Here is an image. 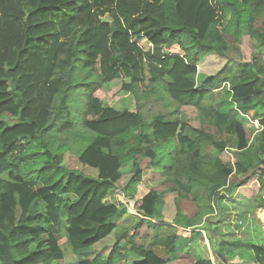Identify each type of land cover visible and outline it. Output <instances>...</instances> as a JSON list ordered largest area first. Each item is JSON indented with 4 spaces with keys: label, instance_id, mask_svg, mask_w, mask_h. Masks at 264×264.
I'll list each match as a JSON object with an SVG mask.
<instances>
[{
    "label": "trees",
    "instance_id": "1",
    "mask_svg": "<svg viewBox=\"0 0 264 264\" xmlns=\"http://www.w3.org/2000/svg\"><path fill=\"white\" fill-rule=\"evenodd\" d=\"M245 34L257 48L249 61L200 75L204 57L226 54L225 35L239 41ZM263 55L264 0H0V264H59L61 237L76 264H124L131 253V264H170L155 247L183 251L199 230L221 264L238 256L264 264L262 231L244 232L227 253L212 239L213 231L225 235L223 200L232 204L234 190L255 177L257 196L264 192ZM118 78L110 94L130 92L145 103L161 89L173 108L163 103L164 113L146 120L139 108L104 104L97 90ZM76 92L85 106L79 134L69 118ZM183 107L196 109L199 127L180 118ZM250 121L258 125L251 137ZM69 131L75 142L84 139L72 152L95 176L63 165L72 145L59 136ZM226 149L233 161L221 159ZM126 164L127 199L150 170L168 186L149 189L135 215L106 200ZM166 191L175 193L171 223L162 220ZM257 198L259 206L244 198L242 216L264 208ZM183 201L193 214L184 213ZM110 234L109 253H96L94 245Z\"/></svg>",
    "mask_w": 264,
    "mask_h": 264
},
{
    "label": "rangeland",
    "instance_id": "2",
    "mask_svg": "<svg viewBox=\"0 0 264 264\" xmlns=\"http://www.w3.org/2000/svg\"><path fill=\"white\" fill-rule=\"evenodd\" d=\"M224 22L220 20V27H222V23ZM227 51L226 54L223 56H219L216 54H212L209 56H206L203 58L198 64V71L200 75H210L215 74L218 70H220L223 65L226 63L229 67L232 69H235V67L242 62L249 61L254 53L257 52V48H255V42L248 37V35H242V38L239 41H236L230 35H225L224 37ZM139 45H141L145 50L151 49L152 46H150L149 43L138 40L137 41ZM262 60L264 61V55L262 57ZM261 63L264 65V62L261 61ZM80 76H77L79 78ZM96 78L93 79L92 82H95ZM122 80L114 79L112 81H106L105 83L101 84V88L97 90V95L101 97L104 104H107L115 109L122 110V109H128L131 111L141 110L142 114L145 116L146 120H150L154 115L156 114H163V103H166L168 105L167 110H171L173 106L169 102V98L165 91L159 90L158 92H155V95L152 96L147 102L145 103H137L135 99L132 97L130 92L126 91H119L116 92V94H110V91ZM123 82V81H122ZM83 89H80L78 91L79 93L83 94ZM76 96H73L70 103V113L69 118L72 119L74 122V126H76L75 131H78L77 134H79L82 131V118H84L85 115V106L84 102L79 104L80 99L78 96V93H75ZM138 106V107H137ZM182 111V117H184L187 122L190 125H193L194 127H199L200 123L198 121L197 111L192 107H183L181 109ZM6 120L8 122H12L13 120L10 119V117H6ZM255 124L256 121H250L247 125L249 136H252L251 129L256 128L251 124ZM65 128H62L61 131H63ZM60 131V132H61ZM253 131V130H252ZM59 132V133H60ZM72 131L60 134L59 139H62V141L66 142L69 145H72L70 147V150H64L62 153V163L67 167L68 169H74L77 171H81L86 175L95 176L96 175V169L91 168L89 166L83 165L78 161L75 154L72 151H77L83 144L84 139L80 138L78 139V142H75L73 139ZM58 133V134H59ZM53 148H56V144L53 145ZM42 149L37 147V153L35 156L38 159V156L42 153ZM221 159L223 161H232V155L231 151L229 149H226L222 155ZM145 162H143L144 165ZM129 164H126L123 167V175L120 178V180L116 184V190L114 193L107 197L106 200H118L120 203L126 206L127 211L130 214L136 213V206L139 203L140 198L149 190L154 189L157 191H164L167 189L168 186H165L162 182V178L159 177L157 173H155L154 170H150L147 172L146 177L144 178V182L139 184L137 187V193L135 197L132 200L127 199L124 194L122 193V188L126 184L128 178L131 175V171L129 170ZM258 183L256 181V178L253 177L246 186H242L239 189V192L242 193L239 196L240 197H246L247 202H253V206H259L258 202V196L261 195V197H264V192L261 194L258 193V196L256 194L258 190ZM175 196L174 192H165L164 194V204H163V210H162V220L166 223H171L174 215H175V208L173 203V198ZM226 205V212L228 213V216L225 217L223 221L220 222L221 230L225 234L224 237H244L243 232L248 233L251 236L255 237H262V231L264 233V210H258L257 211V218H250L251 216L245 214L244 219L239 218L237 211L232 210V208H229V202H226L224 206ZM182 208L184 213H187L188 215H191L194 213L195 207L187 202H182ZM234 211V212H233ZM216 219H220V216L218 214L213 215L212 220L215 221ZM259 228V229H258ZM142 232L146 231V228L143 227L141 229ZM180 233V231H178ZM207 231H204V234L201 232V235L199 237H203L202 241L200 243H197L195 248L197 250L206 251L205 253H201L203 256H206V253L208 255V250H210V246L207 249L206 242H207ZM218 233L213 231V237H218ZM205 237V238H204ZM115 238L113 234H110L108 237L104 238L103 241L96 243L94 245L95 252H99L101 254H108L112 244L114 242ZM65 238L61 237L59 239V244L61 248L64 251V259L59 262V264H76L77 263V256L71 253L68 250V246L65 244ZM209 244V242H207ZM210 245V244H209ZM155 251L159 256H162L163 258H167V255L164 253L163 249L158 247H155ZM200 253V252H199ZM215 253L210 257V259L213 260L215 264H218V261L215 258ZM235 264H239L242 262H245L244 264H250L246 263V261H242L238 258H233L231 261ZM130 261V258L126 261L127 263ZM193 261V258L190 257V255H187L185 257L181 256L180 259L174 261L175 264H191ZM125 264V263H124Z\"/></svg>",
    "mask_w": 264,
    "mask_h": 264
},
{
    "label": "crops",
    "instance_id": "3",
    "mask_svg": "<svg viewBox=\"0 0 264 264\" xmlns=\"http://www.w3.org/2000/svg\"><path fill=\"white\" fill-rule=\"evenodd\" d=\"M230 37H232L231 35H230ZM233 38V37H232ZM233 39H235V38H233ZM236 40V39H235ZM237 41V40H236ZM150 46H151V44H150ZM205 58V57H204ZM202 62V61H201ZM264 62V61H263ZM193 108V107H192ZM196 110V109H195ZM182 114V111L180 110V114H179V116H180V118H181V115ZM243 119H244V117H242ZM182 119H184V120H186L184 117H182ZM187 121V120H186ZM188 123V122H187ZM189 124V123H188ZM190 125V124H189ZM192 127H194L193 125H191ZM232 159H233V157H232ZM233 161V160H232ZM238 178H240V177H238ZM257 181V180H256ZM242 186H244V185H242ZM242 186H240V187H238L236 190H234V192H233V194H232V198L234 199V202L231 204L229 201L230 200H228V199H225V200H223V203L224 204H226V202H229V205H228V207L229 208H232V210H235V211H237V213L236 214H238V217L239 218H243L244 219V216H242V214H244V198H246V197H240L239 195L240 194H242V193H240L239 192V189L242 187ZM246 186V185H245ZM138 187V186H137ZM136 193H137V188H136V192H135V195H136ZM240 193V194H239ZM135 195H134V197H135ZM163 200H164V196H163ZM235 201H237V202H235ZM163 210V209H162ZM258 210H264V208H257L256 210H254L253 211V213H250V215L249 216H251L250 218H256V220L258 221V218H257V211ZM227 210H225L224 211V213L226 214V216L225 217H227L228 216V213L226 212ZM234 212V211H233ZM136 214V213H135ZM135 214H133V215H135ZM225 217L221 220V221H223L224 219H225ZM200 232H202L203 234H204V230H199ZM243 234H244V232H243ZM108 237V236H107ZM189 238H192V241H191V244L188 246V247H186L183 251H179V252H176V253H174V254H166L167 255V257H168V259H169V262L168 263H170V264H175L174 263V261H176V260H178V259H180V257L181 256H183V257H185V256H187V255H190V257H192L193 258V261L191 262V264H194V262H195V260L197 259V258H209L210 259V257H208V256H212L213 255V253H214V251H213V249L214 248H212V245H209L207 242H209L208 240V237H207V242H206V247H207V249L209 248L208 246H210V250H208V255H207V253H206V256H203L202 254L203 253H205L206 251H202V250H197L196 248H195V246H196V244L197 243H200V241H202V238L203 237H189ZM205 238V237H204ZM244 239V237H234V236H231V237H221L220 239H219V237H212V239H213V242H214V247L215 248H218V250L219 251H221L222 253H227V252H229V251H232V250H235V246H233L232 244H231V242L232 241H234L235 239ZM101 241H103V239L102 240H100L99 242H101ZM98 242V243H99ZM216 243V244H215ZM200 252V253H199ZM202 253V254H201ZM103 256H105L104 254H103ZM129 258H130V261L127 263H125V264H131L132 263V261H134L137 257L134 255V254H130L129 255ZM235 258H238V259H240V260H244V259H242V258H240L239 256L238 257H235ZM211 261H212V263L213 264H215L214 262H213V260L212 259H210ZM217 261H218V264H221L220 262H219V260L218 259H216ZM234 260H232V261H228V264H235L234 262H233ZM244 261H246V263H250V264H253L252 262H250V261H248V260H244ZM245 262H242V263H239V264H244Z\"/></svg>",
    "mask_w": 264,
    "mask_h": 264
},
{
    "label": "built area",
    "instance_id": "4",
    "mask_svg": "<svg viewBox=\"0 0 264 264\" xmlns=\"http://www.w3.org/2000/svg\"><path fill=\"white\" fill-rule=\"evenodd\" d=\"M257 126H258V125H257V123H255V124H254V127H256V128H257Z\"/></svg>",
    "mask_w": 264,
    "mask_h": 264
}]
</instances>
